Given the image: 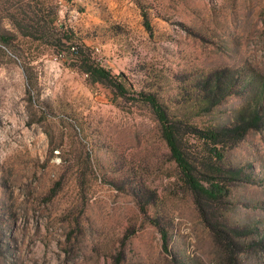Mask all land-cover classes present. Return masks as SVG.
Listing matches in <instances>:
<instances>
[{"label": "rangeland", "instance_id": "rangeland-1", "mask_svg": "<svg viewBox=\"0 0 264 264\" xmlns=\"http://www.w3.org/2000/svg\"><path fill=\"white\" fill-rule=\"evenodd\" d=\"M2 34L0 264H264V0H0Z\"/></svg>", "mask_w": 264, "mask_h": 264}, {"label": "trees", "instance_id": "trees-1", "mask_svg": "<svg viewBox=\"0 0 264 264\" xmlns=\"http://www.w3.org/2000/svg\"><path fill=\"white\" fill-rule=\"evenodd\" d=\"M12 23L15 25V28L19 31L21 36L24 38H31L32 40H42L48 34V31L44 25H36L33 32L29 29H33L29 25V19L17 21L14 17L11 18ZM52 23V21H50ZM0 40L3 42H9V38L6 34L0 35ZM67 42L71 44L69 38H65ZM61 41V39H59ZM74 48V47H72ZM72 54L75 56L74 61L75 65L79 71L85 74L92 84H101L115 91L120 97L127 95L128 89L126 85L119 79L111 75L104 67L96 63L90 52H88L87 47L83 44L75 45V48L72 51ZM143 100L150 106L155 117L157 118L160 127H161V136L165 141L167 148L169 149L171 158L174 160L177 165L183 182L195 193H202L209 198H214V189H206L199 183L196 179L194 170L190 163L187 161L184 152L181 149V138L177 132L175 123L169 120L166 111L159 104L155 96L147 94H139ZM208 138L214 140L215 136L213 133H209ZM218 190V189H217Z\"/></svg>", "mask_w": 264, "mask_h": 264}]
</instances>
